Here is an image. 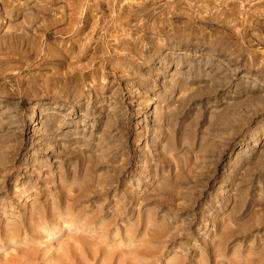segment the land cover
<instances>
[{"label": "rangeland", "instance_id": "1", "mask_svg": "<svg viewBox=\"0 0 264 264\" xmlns=\"http://www.w3.org/2000/svg\"><path fill=\"white\" fill-rule=\"evenodd\" d=\"M0 264H264V0H0Z\"/></svg>", "mask_w": 264, "mask_h": 264}, {"label": "bare ground", "instance_id": "2", "mask_svg": "<svg viewBox=\"0 0 264 264\" xmlns=\"http://www.w3.org/2000/svg\"><path fill=\"white\" fill-rule=\"evenodd\" d=\"M113 243H114V242H113ZM26 246H27V245H26ZM113 248H114V247H113ZM131 248H132V247H131ZM119 249H120V248H119ZM17 251H18V250H17ZM34 253H35V252H34ZM34 253H33V255H35ZM36 253H37V252H36ZM18 254H19V253H18ZM31 254H32V253H31ZM25 255H27V254H25ZM122 255H123V254H122ZM31 256H32V255H31ZM31 256H30V258H31ZM36 256H37V254L35 255V257H36ZM25 257H26V256H25ZM37 257H38V256H37ZM93 257H94V256H93ZM18 258H19V257H18ZM18 258H17V259H18ZM27 258H28V256H27ZM23 259H24V258H23ZM36 259H37V258H36ZM28 260H30V259H28ZM60 260H61V259H60ZM60 260H59V261H60ZM23 261H25V260H23ZM26 262H27V260H26ZM125 263H126V262H125Z\"/></svg>", "mask_w": 264, "mask_h": 264}]
</instances>
